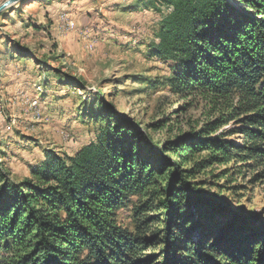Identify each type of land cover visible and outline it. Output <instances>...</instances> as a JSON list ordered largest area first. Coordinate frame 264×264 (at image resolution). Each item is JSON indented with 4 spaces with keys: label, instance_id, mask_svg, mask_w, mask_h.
Listing matches in <instances>:
<instances>
[{
    "label": "trees",
    "instance_id": "obj_1",
    "mask_svg": "<svg viewBox=\"0 0 264 264\" xmlns=\"http://www.w3.org/2000/svg\"><path fill=\"white\" fill-rule=\"evenodd\" d=\"M161 1L171 10L152 53L172 66L166 83L220 115L156 149L113 112L116 123L97 140L69 161L47 159L21 182L6 175L0 156V264H264V219L192 181L216 162H264V0ZM231 121L235 129L213 135ZM234 133L242 143L228 138ZM132 195L148 198L134 212L141 220L156 211L148 218L155 228L119 225L117 211ZM159 243L158 258L143 256Z\"/></svg>",
    "mask_w": 264,
    "mask_h": 264
},
{
    "label": "rangeland",
    "instance_id": "obj_2",
    "mask_svg": "<svg viewBox=\"0 0 264 264\" xmlns=\"http://www.w3.org/2000/svg\"><path fill=\"white\" fill-rule=\"evenodd\" d=\"M231 1L243 7L241 0ZM170 10L161 0H22L0 12V156L10 179L32 178L33 167L55 156L69 161L116 123L113 112L156 149L178 135L196 134L220 115L200 96L183 98L166 83L172 66L152 52ZM32 24L42 29L34 31ZM232 129L233 121L213 135ZM228 138L244 140L241 133ZM192 179L209 196L221 192L235 209L264 219V162L232 158ZM147 199L130 196L117 211L119 225L155 228L148 218L156 219V211L136 220L135 207ZM156 246H145L143 256L158 258L162 244Z\"/></svg>",
    "mask_w": 264,
    "mask_h": 264
},
{
    "label": "water",
    "instance_id": "obj_3",
    "mask_svg": "<svg viewBox=\"0 0 264 264\" xmlns=\"http://www.w3.org/2000/svg\"><path fill=\"white\" fill-rule=\"evenodd\" d=\"M22 0H6L5 2H3L1 5H0V12L2 10H4L5 8H7L8 6H11L17 2H20Z\"/></svg>",
    "mask_w": 264,
    "mask_h": 264
}]
</instances>
